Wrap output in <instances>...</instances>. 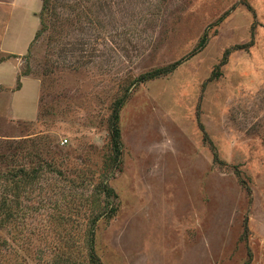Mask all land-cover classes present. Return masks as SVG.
<instances>
[{
    "label": "rangeland",
    "instance_id": "1",
    "mask_svg": "<svg viewBox=\"0 0 264 264\" xmlns=\"http://www.w3.org/2000/svg\"><path fill=\"white\" fill-rule=\"evenodd\" d=\"M55 2L0 0V264H264V0Z\"/></svg>",
    "mask_w": 264,
    "mask_h": 264
},
{
    "label": "trees",
    "instance_id": "2",
    "mask_svg": "<svg viewBox=\"0 0 264 264\" xmlns=\"http://www.w3.org/2000/svg\"><path fill=\"white\" fill-rule=\"evenodd\" d=\"M40 1L42 2V7H41L40 14H39V18H40L39 29L35 35L34 40L32 41V43L29 47L28 53L30 52V49L34 45V43H36L38 41V39H40L44 35V33H46L47 31H52L53 33L56 32L58 23L60 21L59 16L57 14V9L59 8V5H57L55 0H40ZM79 4L77 3L76 5L78 6ZM80 5H82V3ZM254 29H255V27L253 26V28H252V40L249 44L243 45V46H237V47H234L232 49H228L224 53V56L222 58L221 63L217 66L215 73L210 78L211 81L221 77L222 67L228 63L229 57L233 51L249 50L251 47H253V45H254ZM207 41H208V35H205L203 37L201 43L199 44V50H201L205 47V45L207 44ZM180 64H181V62H177V63L169 65L165 68L155 69L151 72H148V73L140 76L139 78L136 79L135 82L138 84H143V83H146L148 81L155 80V79H158L162 76L171 74L179 68ZM125 103H126V97L125 96L118 99L115 102V106H114L113 113L111 115V120H110V129H111L112 141H113L115 153L118 157L121 153V146H122L121 130L119 127L120 113H121L122 108L124 107ZM200 128L203 132V141L214 152L215 160L220 161L218 151H217L212 139L210 138L209 134L207 133L204 125L200 124ZM3 199H4V202L2 203L3 206H1V208H5V210L8 211V213H9V211L12 208L11 202L13 201V199H11L10 197H3ZM247 264H249V263H247Z\"/></svg>",
    "mask_w": 264,
    "mask_h": 264
}]
</instances>
